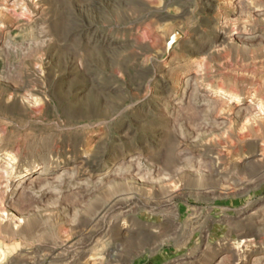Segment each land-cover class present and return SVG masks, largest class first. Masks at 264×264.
Returning a JSON list of instances; mask_svg holds the SVG:
<instances>
[{"label":"rangeland","instance_id":"374dc122","mask_svg":"<svg viewBox=\"0 0 264 264\" xmlns=\"http://www.w3.org/2000/svg\"><path fill=\"white\" fill-rule=\"evenodd\" d=\"M0 264H264V0H0Z\"/></svg>","mask_w":264,"mask_h":264},{"label":"bare ground","instance_id":"6f19581e","mask_svg":"<svg viewBox=\"0 0 264 264\" xmlns=\"http://www.w3.org/2000/svg\"><path fill=\"white\" fill-rule=\"evenodd\" d=\"M45 167V166H44ZM48 170V169H47Z\"/></svg>","mask_w":264,"mask_h":264}]
</instances>
